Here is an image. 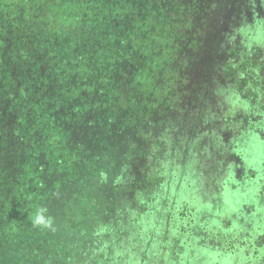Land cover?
I'll use <instances>...</instances> for the list:
<instances>
[{
  "label": "rangeland",
  "instance_id": "374dc122",
  "mask_svg": "<svg viewBox=\"0 0 264 264\" xmlns=\"http://www.w3.org/2000/svg\"><path fill=\"white\" fill-rule=\"evenodd\" d=\"M203 3L211 26L192 64L200 69L197 85L203 91L190 101L197 99L193 120L177 122L181 129L170 140L182 151L171 149L170 158L181 156L178 164L167 159L160 186L145 185V191L136 159L146 129L109 132L104 144L91 135L78 150L77 138L90 127L75 126L68 117L49 128L54 138L62 130L69 136L60 137L59 145L51 139L44 145L43 114L39 123L28 119L24 126L36 142H22L12 122L20 110L8 102L0 107V174L11 180L7 212L0 211V218L10 213L12 199L23 218L3 239L13 254H3L0 264H264L263 91L249 90V97L239 91L249 82L223 76L232 47L252 54L264 76V0ZM134 136L137 146L131 150ZM99 153L107 169L97 180L92 160ZM121 156L129 169L126 189L120 181L113 186L108 172ZM49 200L56 217L44 210Z\"/></svg>",
  "mask_w": 264,
  "mask_h": 264
},
{
  "label": "trees",
  "instance_id": "16d2710c",
  "mask_svg": "<svg viewBox=\"0 0 264 264\" xmlns=\"http://www.w3.org/2000/svg\"><path fill=\"white\" fill-rule=\"evenodd\" d=\"M202 3L0 0V107L8 102L20 110L13 114L12 122L20 127L21 141L36 142V137L29 136L30 131L24 133V126L28 119L39 123L43 114L48 124L40 138L44 145L49 139L59 145L60 137L69 136L62 130L59 138H54L55 130L49 128L59 123L61 126L68 117L75 126L90 127L87 135L77 138L78 150L91 135L96 143L104 144L109 142V132L146 129L136 159L141 162L143 187L160 186L166 179L171 149H177L176 155L182 151L181 144L175 147L170 140L181 129L177 122L196 114L197 109L192 107L197 106V99L194 104L190 101L203 91V86L199 90L197 85L200 69L192 68L195 52L202 44L200 39L211 26ZM244 50L229 49L231 57L223 62V76L249 82L247 89L239 88L249 97L253 98L249 90H262L264 96V76L259 77L257 66L260 63ZM240 70H245L241 76ZM60 109L64 116L57 114ZM129 146L134 150L137 144ZM124 156L114 161L108 172L113 186L120 181L126 189L131 185L125 178L129 169L123 163ZM179 157L170 159L178 164ZM100 158L99 153L92 160L97 180L107 169ZM128 180L135 183V179ZM10 181L0 174L2 212H7L5 207L9 205ZM49 203L50 208H44L47 204L43 208L45 212L51 209V218L56 217L53 202ZM8 211L0 218V258L13 254L3 239L23 219L14 199Z\"/></svg>",
  "mask_w": 264,
  "mask_h": 264
},
{
  "label": "clouds",
  "instance_id": "9594fccd",
  "mask_svg": "<svg viewBox=\"0 0 264 264\" xmlns=\"http://www.w3.org/2000/svg\"><path fill=\"white\" fill-rule=\"evenodd\" d=\"M36 223H42V220H37ZM50 222H44L45 226H49Z\"/></svg>",
  "mask_w": 264,
  "mask_h": 264
}]
</instances>
